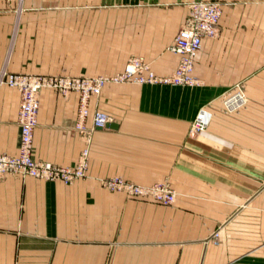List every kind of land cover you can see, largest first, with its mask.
Returning <instances> with one entry per match:
<instances>
[{
  "label": "crops",
  "instance_id": "0c3cea01",
  "mask_svg": "<svg viewBox=\"0 0 264 264\" xmlns=\"http://www.w3.org/2000/svg\"><path fill=\"white\" fill-rule=\"evenodd\" d=\"M191 0H0V68L112 75L133 55L160 74ZM218 34L195 58V84L108 81L90 100L112 116L89 140L79 94L41 91L33 155L88 174L71 183L0 173V264H264V0H222ZM244 92L227 109L224 98ZM21 92L0 86V152L16 154ZM212 117L190 132L201 107ZM164 181L161 204L101 178ZM218 232L217 236L215 233Z\"/></svg>",
  "mask_w": 264,
  "mask_h": 264
},
{
  "label": "built area",
  "instance_id": "2783aa9c",
  "mask_svg": "<svg viewBox=\"0 0 264 264\" xmlns=\"http://www.w3.org/2000/svg\"><path fill=\"white\" fill-rule=\"evenodd\" d=\"M11 2L12 0H8ZM222 0H191L181 27L169 44L168 49L179 55L175 68L168 74L155 71L151 61L142 55L131 56L123 70L112 75H69L61 73L14 72L5 67L0 68V86L16 87L21 92L18 120L21 126L19 150L16 154L0 152V173L32 175L45 180L60 179L71 183L88 174L91 155L90 147L80 152L74 164H59L50 160L34 157V132L38 124L41 104V91L44 88L54 89L67 94L76 91L79 94V105L75 128L85 137L90 138L96 128L105 127L112 116L102 109L92 113V124H87L90 114V100L99 95L108 81H134L140 83L195 84V58L200 51L203 39L218 34L219 20L223 12ZM224 98L227 109H235L245 102L242 88ZM212 117L207 107H201L192 121L190 132L206 129ZM101 183L110 190L124 191L132 197L151 198L161 204H172L177 192L164 181L138 183L122 175L101 178ZM218 232L215 233L217 236Z\"/></svg>",
  "mask_w": 264,
  "mask_h": 264
}]
</instances>
